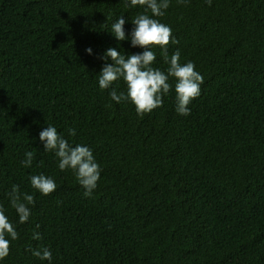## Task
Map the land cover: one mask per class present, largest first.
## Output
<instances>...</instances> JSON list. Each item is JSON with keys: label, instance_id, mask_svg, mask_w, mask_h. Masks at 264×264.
Wrapping results in <instances>:
<instances>
[{"label": "trees", "instance_id": "1", "mask_svg": "<svg viewBox=\"0 0 264 264\" xmlns=\"http://www.w3.org/2000/svg\"><path fill=\"white\" fill-rule=\"evenodd\" d=\"M0 264H264V0H0Z\"/></svg>", "mask_w": 264, "mask_h": 264}]
</instances>
